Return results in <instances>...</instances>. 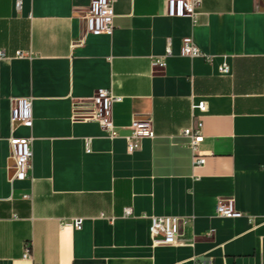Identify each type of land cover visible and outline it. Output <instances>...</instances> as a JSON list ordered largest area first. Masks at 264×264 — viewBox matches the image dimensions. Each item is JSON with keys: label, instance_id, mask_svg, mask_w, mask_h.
<instances>
[{"label": "crops", "instance_id": "obj_1", "mask_svg": "<svg viewBox=\"0 0 264 264\" xmlns=\"http://www.w3.org/2000/svg\"><path fill=\"white\" fill-rule=\"evenodd\" d=\"M88 3L0 0V264H264V0H201L195 20L115 0L108 34L85 33ZM184 37L209 59L182 55ZM98 89L121 96L115 137L71 118ZM18 96L32 97L31 126L12 132L32 138V166L10 181ZM198 119L200 166L182 133ZM132 120L152 135L129 152ZM219 197L243 214L217 215ZM150 215L181 217L179 244L153 246Z\"/></svg>", "mask_w": 264, "mask_h": 264}, {"label": "built area", "instance_id": "obj_2", "mask_svg": "<svg viewBox=\"0 0 264 264\" xmlns=\"http://www.w3.org/2000/svg\"><path fill=\"white\" fill-rule=\"evenodd\" d=\"M16 7H19L21 0H14ZM115 0H89L86 11L82 18L85 23V33H111L114 28L113 5ZM201 0H167V14L169 16H189L195 20L199 13ZM170 42L167 41L165 54L155 61V64L163 65L164 57L170 54ZM180 52L188 56H204L200 49L193 43L190 37H184ZM16 56H22L23 53L16 51ZM3 49H0V57H5ZM220 73L229 72V65L223 62L218 66ZM121 96L113 94L108 89H98L90 98L88 104L83 101H77L74 104L71 118L73 120H96L101 129L110 137H115L116 131L111 120L109 105L113 101H119ZM197 109L200 113L207 110V102L200 99L196 103H191V110ZM9 121L11 135L9 141V156L12 161L13 172L9 180L25 179L31 174L32 166V138L30 136L16 137L12 135L17 125L30 127L32 124V97L18 96L10 100ZM129 133L124 136L126 149L132 152L139 146L142 137L152 135L149 127L140 120H132L127 126ZM182 133L189 137L188 147L192 152V162L200 166L205 161V155L199 151L198 145L202 140V122L196 120L191 125L183 128ZM90 138H86V149ZM215 213L223 217H239L243 213L233 206L232 197H219L215 204ZM131 214L129 207L124 209V215ZM81 218H76L73 225L77 228L81 225ZM149 236L151 244L155 245H177L181 236V224L185 221L175 215H150L149 216ZM201 264H205L201 262ZM210 264V263H209Z\"/></svg>", "mask_w": 264, "mask_h": 264}]
</instances>
